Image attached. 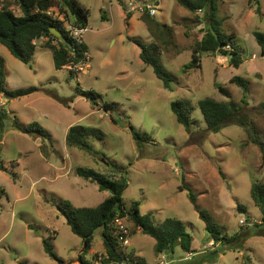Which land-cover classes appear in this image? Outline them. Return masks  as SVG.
<instances>
[{
    "label": "rangeland",
    "instance_id": "374dc122",
    "mask_svg": "<svg viewBox=\"0 0 264 264\" xmlns=\"http://www.w3.org/2000/svg\"><path fill=\"white\" fill-rule=\"evenodd\" d=\"M77 1L90 11L82 35L89 47L87 66L57 69L46 41L37 42L27 64L0 44L7 89L36 88L13 99L0 94V264H83L82 256L89 264H98L105 257L100 254L105 251L102 230L96 231L91 249L81 254L84 243L58 208L61 200L75 207H96L110 196L97 183L77 175L78 168L124 175L128 209L138 205L140 213L156 223L174 218L185 224L197 252L187 254L178 245L170 256V252L158 254L156 241L126 220L131 245L125 251L145 264H194L221 252L219 245L208 242L191 191L224 234L256 229V234H264L258 228L262 213L251 193L253 183L264 185L262 152L252 139L264 143V55L254 35L264 32V0L218 1L221 29L234 36L244 59L238 69L230 65L228 54L217 53L201 56L200 68L191 70L185 65L192 61L207 28L205 10L193 13L178 0H159L156 15L149 17L147 11H127V5L154 0H123L124 9L118 0ZM14 11L21 14L17 8ZM158 24L169 26V34L161 37ZM134 39L160 44L162 63L173 78L171 88H165L141 59ZM236 76L248 82L247 93L230 82ZM220 85L230 98L219 91ZM83 90L97 94L98 103L82 97ZM206 98L236 102L241 107L237 119L247 126L234 120L219 133H209L199 107ZM178 100L194 107L190 131L172 111ZM103 103H114L116 108L105 112ZM15 123L40 125L52 137L24 133ZM76 125L104 132L103 138H89L94 152L67 144L68 129ZM133 130L147 141L138 143ZM239 203L246 213H240ZM44 240L54 245L58 261L46 253ZM213 261L205 264H264V235L249 237L242 249L227 250Z\"/></svg>",
    "mask_w": 264,
    "mask_h": 264
},
{
    "label": "trees",
    "instance_id": "16d2710c",
    "mask_svg": "<svg viewBox=\"0 0 264 264\" xmlns=\"http://www.w3.org/2000/svg\"><path fill=\"white\" fill-rule=\"evenodd\" d=\"M124 7L123 0H118ZM180 5L193 13L206 11L207 28L204 36L196 43L193 50L192 61L185 65L186 70L200 68L201 56L217 53H225L229 55L230 65L238 69L244 62L239 46L234 42L233 35H226L221 29L218 21V1L219 0H178ZM17 8L21 14L17 15L14 11ZM56 9L60 15L64 17L66 23L71 24L77 29H87L89 25L90 11L80 4L77 0H0V44L6 46L12 55L23 63L31 62L34 56L37 42L41 39H47L45 45L52 49L54 62L57 69L65 67L78 66L88 63L89 47L82 41L73 39L70 32L65 28V22L54 19L47 15L52 9ZM149 16V15H147ZM151 17V16H149ZM160 30V36L169 34L170 27L167 25H156ZM55 28L61 32L62 37L59 38L51 33V29ZM255 38L264 55V32H255ZM57 41V45L54 44ZM141 48V59L154 69L158 79L163 82L165 88H171L173 81L172 75L164 67L161 60V46L158 43L145 44L139 39L132 40ZM226 47H231V51H227ZM71 75L75 73L71 70ZM241 87L245 93L249 89L248 82L236 76L230 81ZM221 93L230 98L228 90L223 86L217 87ZM36 88L20 89L17 91H9L6 86L5 60L0 56V94H7L8 98H17L34 92ZM80 95L91 99L95 105L98 103L99 96L93 92L81 91ZM246 99V95L244 97ZM199 107L202 111L207 131L209 133H219L227 127L229 122L239 121L243 126L246 123L237 114L240 112V106L234 102H220L215 99L206 98L199 101ZM116 104L103 103V110L111 112L115 110ZM172 111L176 115L177 121L190 131L195 123L191 114L194 110L191 102L178 100L172 103ZM14 126L19 131L31 135H39L45 139H50V134L40 125H29L22 127L18 123ZM132 129V127L130 126ZM248 131V130H247ZM134 139L138 143L147 141L137 131H132ZM91 137H104V132L98 128L87 127L82 125L71 126L66 135L67 144L79 147L89 153L94 152L93 147L88 142ZM253 141L260 147L264 164V143L252 136ZM105 161V160H104ZM108 165V164H107ZM2 168L3 166L0 165ZM77 175L85 180L97 183L101 191H109L110 196L96 207H75L69 200H61L58 204L60 212L65 216L67 224L71 227L73 233L80 237L86 245L84 255L91 249L96 231L102 230L105 257L100 264H145L142 259L128 255L125 248L120 244L113 226V220L116 217H128L141 232L152 237L156 241V251L158 254H174L175 246H180L187 254H195L197 251L193 248V237L187 231L185 224L178 219H167L164 222L156 223L149 215H142L138 205H133L129 209L124 202V194L128 188L127 178L117 176L115 174L100 173L95 169L78 168ZM252 198L255 205L262 213V222L258 228L264 232V185L253 183ZM191 202L195 205L200 218L206 224V230L209 234L208 242H214L221 247L220 251L212 252L209 256H203V259L194 264H205L206 262H214L218 254H224L227 250H238L244 247L245 241L256 234L257 229L253 231H241L236 235L229 236L224 234L223 230L215 223L212 215L206 210L201 209L197 204V197L192 191L190 192ZM240 213H246V207L238 204ZM44 248L46 253L54 260L60 258L55 252L54 245L44 240ZM83 264H89L82 256ZM26 264V263H21Z\"/></svg>",
    "mask_w": 264,
    "mask_h": 264
},
{
    "label": "built area",
    "instance_id": "2783aa9c",
    "mask_svg": "<svg viewBox=\"0 0 264 264\" xmlns=\"http://www.w3.org/2000/svg\"><path fill=\"white\" fill-rule=\"evenodd\" d=\"M159 2V0H154L153 4H141V3H134V2H129L128 3V10L129 12H146L151 16H155L156 12H157V3ZM48 16L54 18V19H58L61 20L62 22H65L64 17L62 15H60L58 13V11L56 9H52L51 11H49L47 13ZM65 28L70 32V35L73 39L82 42V35L83 32L86 29H77L75 27H73L71 24H68L65 22ZM85 65V64H83ZM88 65V63H86V66ZM75 67V66H74ZM83 69V68H80ZM128 220V217H116L113 220V226L116 230V235L119 239L120 244L125 248L131 245L129 239H130V230L128 228V225L125 223V221ZM102 258H99V263L101 262ZM164 264V263H161Z\"/></svg>",
    "mask_w": 264,
    "mask_h": 264
},
{
    "label": "water",
    "instance_id": "95a60500",
    "mask_svg": "<svg viewBox=\"0 0 264 264\" xmlns=\"http://www.w3.org/2000/svg\"><path fill=\"white\" fill-rule=\"evenodd\" d=\"M51 33H52L53 35H55V36L59 37V38H61V37H62V34H61V32H60V31H58V30H57V29H55V28H52V29H51ZM103 162H105V161L103 160ZM85 247H86V245L84 244V248H83V250H82L81 254L85 252ZM167 255H169V252H167ZM77 261H79V262L81 261V256L79 257V259H78ZM73 263H74V262H69V263H64V262H61V264H73Z\"/></svg>",
    "mask_w": 264,
    "mask_h": 264
},
{
    "label": "crops",
    "instance_id": "0c3cea01",
    "mask_svg": "<svg viewBox=\"0 0 264 264\" xmlns=\"http://www.w3.org/2000/svg\"><path fill=\"white\" fill-rule=\"evenodd\" d=\"M119 2V1H118ZM120 3V2H119ZM126 5V4H125ZM122 8H123V6H121ZM124 9V8H123ZM20 12V11H19ZM39 41H46V39H41V40H39ZM69 130V129H68ZM92 183V182H91ZM109 197V196H108ZM193 248H195L194 247V244H193ZM100 254H102V253H100Z\"/></svg>",
    "mask_w": 264,
    "mask_h": 264
}]
</instances>
